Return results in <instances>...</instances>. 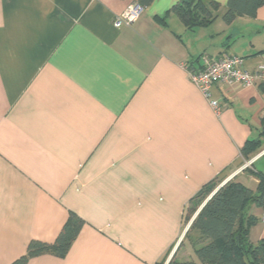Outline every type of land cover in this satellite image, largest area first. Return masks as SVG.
I'll return each instance as SVG.
<instances>
[{"label":"crops","instance_id":"obj_1","mask_svg":"<svg viewBox=\"0 0 264 264\" xmlns=\"http://www.w3.org/2000/svg\"><path fill=\"white\" fill-rule=\"evenodd\" d=\"M180 1L153 0L115 27L132 0H0V264L31 240L53 243L71 214L83 224L65 257L26 264H165L171 253L199 264L180 240L192 197L218 179L255 188L236 171L264 128V82L214 83L216 113L183 65L264 64V5L226 23L227 0H208L217 18L187 30ZM249 213L256 244L263 210Z\"/></svg>","mask_w":264,"mask_h":264},{"label":"trees","instance_id":"obj_2","mask_svg":"<svg viewBox=\"0 0 264 264\" xmlns=\"http://www.w3.org/2000/svg\"><path fill=\"white\" fill-rule=\"evenodd\" d=\"M141 7L153 0H132ZM264 0H227L222 19L231 23L238 17H254ZM220 4L208 0H181L172 7L187 30L209 25L217 16ZM264 139H247L240 149L245 161L256 155ZM253 156V157H254ZM246 172L257 179L255 188L231 178L221 185L200 208L186 230L187 240L199 264H264V239L256 244L249 240V229L256 217L249 213L252 206L264 212V171L254 169V161ZM221 179L204 185L190 200L185 223H188L207 197L218 187ZM83 221L71 214L53 243L31 240L26 251L10 264H26L29 259L53 254L65 257L77 237ZM167 264H172V258Z\"/></svg>","mask_w":264,"mask_h":264},{"label":"built area","instance_id":"obj_3","mask_svg":"<svg viewBox=\"0 0 264 264\" xmlns=\"http://www.w3.org/2000/svg\"><path fill=\"white\" fill-rule=\"evenodd\" d=\"M141 10L142 7L133 1L122 13L113 18L112 23L115 27H119L122 24L129 25L138 17ZM183 67L187 71L189 79L209 101L211 107L216 113L220 111L221 107L220 102L217 99H213L211 95V87L214 83L223 85L239 84L243 87H253L257 82H264V64H259L252 70L247 69L245 67L244 57L235 54H224L217 57L203 55L200 59V66L197 69L189 67L188 65H183ZM262 154H264V150L255 155L249 161L245 162L240 169L249 166ZM261 221L264 223V212L261 216ZM188 227L189 223L185 225L180 240H182ZM174 251L175 248L172 252ZM171 256L172 253L165 264L169 262Z\"/></svg>","mask_w":264,"mask_h":264},{"label":"water","instance_id":"obj_4","mask_svg":"<svg viewBox=\"0 0 264 264\" xmlns=\"http://www.w3.org/2000/svg\"><path fill=\"white\" fill-rule=\"evenodd\" d=\"M228 180V179H227ZM227 180H225L224 182L220 183L218 185V187H216V189L207 197V199L202 203V205L198 208V210L196 211V213L193 215V217L191 218L189 225L191 224V222L193 221L194 217L196 216V214L198 213V211L200 210V208L204 205V203L214 194V192L221 186L223 185Z\"/></svg>","mask_w":264,"mask_h":264},{"label":"rangeland","instance_id":"obj_5","mask_svg":"<svg viewBox=\"0 0 264 264\" xmlns=\"http://www.w3.org/2000/svg\"><path fill=\"white\" fill-rule=\"evenodd\" d=\"M258 154H259V153H258ZM253 156H254V155H253ZM253 156H252L250 159H252ZM247 161H249V160H247ZM247 161H244V163L247 162ZM244 163L242 164V166L244 165ZM250 165H251V164H250ZM250 165L247 166V168H249ZM242 170H243V172L247 173V172H246V167H245V168H242V169H240V170H238V171H242ZM238 171H237V172H238ZM228 180H229V179H228ZM224 181H225V180L221 179V183L224 182ZM185 224H187V223H185Z\"/></svg>","mask_w":264,"mask_h":264}]
</instances>
